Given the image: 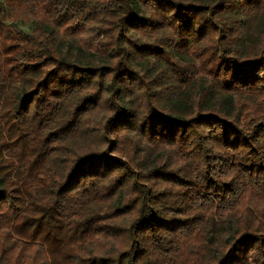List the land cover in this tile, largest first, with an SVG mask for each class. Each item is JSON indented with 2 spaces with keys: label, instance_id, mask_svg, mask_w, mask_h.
Here are the masks:
<instances>
[{
  "label": "trees",
  "instance_id": "obj_1",
  "mask_svg": "<svg viewBox=\"0 0 264 264\" xmlns=\"http://www.w3.org/2000/svg\"><path fill=\"white\" fill-rule=\"evenodd\" d=\"M0 264H264V0H0Z\"/></svg>",
  "mask_w": 264,
  "mask_h": 264
}]
</instances>
